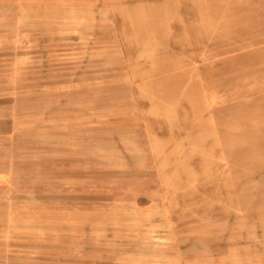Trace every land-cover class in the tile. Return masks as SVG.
<instances>
[{
    "label": "rangeland",
    "instance_id": "obj_1",
    "mask_svg": "<svg viewBox=\"0 0 264 264\" xmlns=\"http://www.w3.org/2000/svg\"><path fill=\"white\" fill-rule=\"evenodd\" d=\"M18 7L0 2V264H264L262 72L222 0Z\"/></svg>",
    "mask_w": 264,
    "mask_h": 264
},
{
    "label": "crops",
    "instance_id": "obj_2",
    "mask_svg": "<svg viewBox=\"0 0 264 264\" xmlns=\"http://www.w3.org/2000/svg\"><path fill=\"white\" fill-rule=\"evenodd\" d=\"M26 1L33 0H0L17 2L18 9ZM210 13L212 17H217L213 10ZM220 16L225 18L226 23L229 16L236 18V28L232 31L236 38L239 59L248 60L255 67L261 68L259 83L264 87V0H222ZM226 23L222 31L224 38L228 33Z\"/></svg>",
    "mask_w": 264,
    "mask_h": 264
}]
</instances>
